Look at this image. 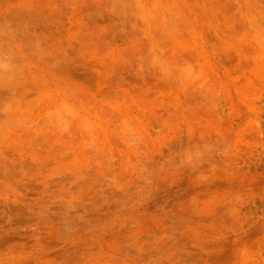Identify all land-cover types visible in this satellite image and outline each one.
I'll list each match as a JSON object with an SVG mask.
<instances>
[{
	"label": "rangeland",
	"instance_id": "rangeland-1",
	"mask_svg": "<svg viewBox=\"0 0 264 264\" xmlns=\"http://www.w3.org/2000/svg\"><path fill=\"white\" fill-rule=\"evenodd\" d=\"M0 264H264V0H0Z\"/></svg>",
	"mask_w": 264,
	"mask_h": 264
}]
</instances>
